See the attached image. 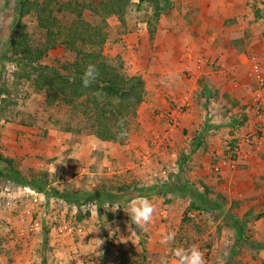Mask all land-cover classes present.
Here are the masks:
<instances>
[{"label":"rangeland","instance_id":"obj_1","mask_svg":"<svg viewBox=\"0 0 264 264\" xmlns=\"http://www.w3.org/2000/svg\"><path fill=\"white\" fill-rule=\"evenodd\" d=\"M74 1L84 0L56 2ZM229 1L237 0H221L226 7L211 26L216 38L222 36L218 45L223 50L248 56V70L241 61L230 68V50L221 52L207 59L204 74H193L191 97L178 102L171 96L164 103L150 99L155 59L165 56L157 25L175 6L160 0L154 21L150 0H131L123 23L107 19L102 54L125 76L143 78L145 99L129 139L102 144L87 131L79 132L67 109L46 106L43 92L15 77L19 67L11 59L9 40L18 0H0V155L12 161L25 182L40 176L46 181L37 193L0 176L1 264H158L159 256L177 264L171 248L191 246L204 253L206 264H264V174L252 173L258 171L256 159L264 156V85L250 75L256 64L264 78V0H239L235 9ZM56 15L64 26L72 20L65 10ZM84 19L99 22L88 12ZM22 23L35 44L43 41L34 15ZM201 48V54L209 49ZM72 59L59 46L41 63L58 67ZM0 170L10 169L0 163ZM187 188L216 205L191 208ZM51 189L97 192L102 198L77 205L52 195ZM141 198L149 199L155 212L152 222L139 229L125 209ZM231 217L240 222L241 235ZM170 231L175 241L162 244Z\"/></svg>","mask_w":264,"mask_h":264},{"label":"trees","instance_id":"obj_2","mask_svg":"<svg viewBox=\"0 0 264 264\" xmlns=\"http://www.w3.org/2000/svg\"><path fill=\"white\" fill-rule=\"evenodd\" d=\"M57 0H18L15 9L16 24L12 27L9 40L10 56L19 67L15 77L31 82L38 92L45 95L48 107L59 106L68 110L71 120L79 124V132L87 131L100 141L124 144L131 135V126L145 99V82L139 75L125 76L122 68L109 64L102 54L107 41L105 27L109 17L124 22L131 0H84L58 4ZM153 4V18L158 21L160 0H150ZM53 5L56 9L54 10ZM59 7L57 8V6ZM68 11L71 22L64 26L56 13ZM97 17L99 22L92 24L84 19V13ZM34 15L37 27L43 32V41L35 44L24 31L22 20ZM61 46L73 55L72 61L60 63L58 67L43 65L46 54ZM95 64L99 71L97 81L84 88L81 77L88 64ZM125 120L127 136L119 138L121 128L118 121ZM0 163L10 170L2 172L8 181L29 187L33 192H43L46 181L42 176L25 182L19 171L14 169L11 160L0 155ZM190 191L191 208L200 209L205 205H216L205 195L192 188ZM50 193L65 202L85 204L100 193L64 192L51 189ZM103 194H105L103 192ZM106 197L111 200L110 194ZM216 207H219L218 205ZM235 230L241 235L240 222L231 217Z\"/></svg>","mask_w":264,"mask_h":264},{"label":"crops","instance_id":"obj_3","mask_svg":"<svg viewBox=\"0 0 264 264\" xmlns=\"http://www.w3.org/2000/svg\"><path fill=\"white\" fill-rule=\"evenodd\" d=\"M238 1L239 0L236 2L229 1L228 7L230 9H235ZM169 3L175 6L173 7V13L165 18L161 16L157 25L156 36L159 37V40L165 39L163 41L165 47L163 43H160L159 51L165 56L163 57L159 52L158 55L161 56L159 60L157 58V60L155 59L157 64L153 65V75L156 76H153L155 81L153 82V88H150L153 92L152 98H150L151 103H164V98L167 96L173 97L177 102L182 100V98H190L191 96H189L188 91L195 87L191 85L193 74H195L196 71L199 72L198 74H204L206 72L207 69L205 64L207 59L219 56L221 52L228 54V48L223 50L224 47L218 45L221 43L222 36L218 35L216 38L217 31L213 30L211 26L212 20L214 22V19L218 17V13L222 11L223 5L226 7V2L222 3L221 0H169ZM229 8L226 13H228ZM191 12L195 14V16L192 15ZM186 13L192 15L188 20L183 16ZM190 22H193V24H189ZM213 25L216 26V24ZM221 30L223 31V29ZM222 31H220L219 34H221ZM234 37H237V35ZM193 38L200 43L195 44L192 41ZM183 41L186 42V46L183 45L181 48L180 43ZM202 45L204 48L209 47V51L207 50L205 54H201L203 50V48H201ZM179 47L181 50H178ZM229 50L231 53V56H229L230 60L228 61L229 67L233 68L236 66L237 68V62L241 61L248 70V56L245 53L237 52L233 48ZM158 55H156V57H158ZM187 55L190 58L189 60L186 58ZM241 72L242 69L239 70V73ZM186 76H189V78ZM183 101L188 100L185 99ZM103 143L104 142H102V144ZM262 151L264 153V147ZM256 160L259 164H256L252 159L251 162L249 161L251 167H254L256 164V168L258 169V171L251 169L252 173L253 175H263L264 156ZM237 185H240V183H237ZM238 187L239 186H237V188Z\"/></svg>","mask_w":264,"mask_h":264},{"label":"clouds","instance_id":"obj_4","mask_svg":"<svg viewBox=\"0 0 264 264\" xmlns=\"http://www.w3.org/2000/svg\"><path fill=\"white\" fill-rule=\"evenodd\" d=\"M99 76L98 68L95 64H88L84 70L81 77V83L84 88L90 87L94 84ZM118 125L121 128L119 133V138L123 139L127 136V130L125 128V120L121 119L118 121ZM120 208L119 205L116 208H112L114 211ZM125 211L130 216V221L139 227L147 226L153 220V215L155 212V206L147 198H141L137 202H134L130 209ZM176 239V233L170 231L163 235L161 243L164 245L172 244ZM171 255L176 259L177 264H206L204 258V253L196 246H191L189 248L185 247H173L171 248ZM158 264H168L167 256H159Z\"/></svg>","mask_w":264,"mask_h":264},{"label":"built area","instance_id":"obj_5","mask_svg":"<svg viewBox=\"0 0 264 264\" xmlns=\"http://www.w3.org/2000/svg\"><path fill=\"white\" fill-rule=\"evenodd\" d=\"M253 68H251V74L250 75H254L258 85L261 87L264 85V78L260 75V68H258V66L256 64L252 65ZM257 114L256 116L259 118L261 113L259 112L260 107H257ZM0 264H1V260H0Z\"/></svg>","mask_w":264,"mask_h":264}]
</instances>
